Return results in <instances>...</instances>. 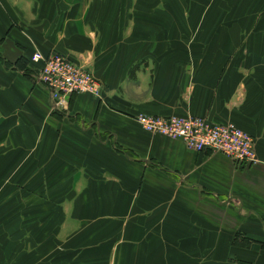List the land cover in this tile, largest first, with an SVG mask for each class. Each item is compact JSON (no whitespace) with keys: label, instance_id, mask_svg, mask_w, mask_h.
Wrapping results in <instances>:
<instances>
[{"label":"crops","instance_id":"1","mask_svg":"<svg viewBox=\"0 0 264 264\" xmlns=\"http://www.w3.org/2000/svg\"><path fill=\"white\" fill-rule=\"evenodd\" d=\"M213 2L184 13L176 0H0V153L14 156L4 175L36 160L57 199L51 218L62 214L63 238L80 236L90 264H264V36L221 72L244 30L221 27ZM35 51L88 68L101 99L51 108ZM139 113L234 123L256 138L259 162L190 150L142 129Z\"/></svg>","mask_w":264,"mask_h":264},{"label":"rangeland","instance_id":"2","mask_svg":"<svg viewBox=\"0 0 264 264\" xmlns=\"http://www.w3.org/2000/svg\"><path fill=\"white\" fill-rule=\"evenodd\" d=\"M212 1H214L212 8H220L218 24L221 27L229 28V25L232 27L237 25L244 30L237 36L234 51L221 55L227 60L221 66L220 71L224 72L231 59H242L243 63H246L251 54L250 51L247 52L248 44L250 47L251 43L262 42L261 36L264 35L255 34L253 31L258 26L264 28V0H206L201 2L176 0L177 9L185 8L184 13L187 9L196 8L197 3L206 6V10ZM126 4H128L127 9H130L129 0ZM155 4L157 7L154 9L164 10L163 3L155 2ZM171 30L174 41L179 36L180 27L176 25ZM218 32H216V43L220 35L217 34ZM231 35L223 32L220 41H223L224 36ZM51 108L57 109L55 104ZM253 138L256 144V138ZM11 157L14 158L13 154L0 153V264H90L89 260L93 257L90 255L86 257L87 249H84V246L78 248L74 242L80 236L70 235L68 238H63L60 232L63 223L58 225L61 220H64L62 214L59 221H53L51 218L53 210L47 208L48 204L57 201V199L54 200L52 191L46 192L52 189L46 187L51 179L36 177L34 158L26 162L24 169L16 164L10 175H4L6 173L5 167L3 168L4 160Z\"/></svg>","mask_w":264,"mask_h":264},{"label":"built area","instance_id":"3","mask_svg":"<svg viewBox=\"0 0 264 264\" xmlns=\"http://www.w3.org/2000/svg\"><path fill=\"white\" fill-rule=\"evenodd\" d=\"M30 62L36 80L46 87L52 105L57 108H66L73 94H89L101 99L99 79L70 56L57 52L44 55L35 51ZM134 119L145 131L178 139L190 150L218 153L239 165L259 162L253 136L232 123H213L199 116L147 113H139Z\"/></svg>","mask_w":264,"mask_h":264}]
</instances>
